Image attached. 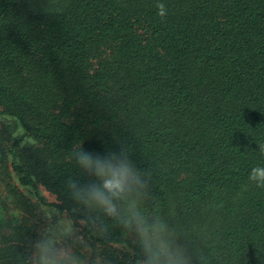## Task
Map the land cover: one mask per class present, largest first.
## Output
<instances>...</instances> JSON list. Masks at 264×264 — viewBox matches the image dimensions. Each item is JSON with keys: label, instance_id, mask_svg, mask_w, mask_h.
<instances>
[{"label": "trees", "instance_id": "1", "mask_svg": "<svg viewBox=\"0 0 264 264\" xmlns=\"http://www.w3.org/2000/svg\"><path fill=\"white\" fill-rule=\"evenodd\" d=\"M78 143L124 150L140 211L188 264H264L247 179L264 165V0H0V264H32L46 211L82 264H140L135 234L67 187L98 182Z\"/></svg>", "mask_w": 264, "mask_h": 264}, {"label": "clouds", "instance_id": "2", "mask_svg": "<svg viewBox=\"0 0 264 264\" xmlns=\"http://www.w3.org/2000/svg\"><path fill=\"white\" fill-rule=\"evenodd\" d=\"M157 8L159 15L165 14L162 3ZM259 150L264 155V144L259 146ZM76 162L98 182L81 186L68 178L67 187L76 200L102 211L135 234L142 253L140 264H188L187 258L169 238L159 217L149 218L140 211L136 189L143 188L145 183L123 149L101 155L78 143ZM247 179L256 187L264 188V165L250 169ZM62 224L60 231L45 229L42 235H38L33 246L32 264H82L72 248L63 243L73 232L72 223L65 220Z\"/></svg>", "mask_w": 264, "mask_h": 264}, {"label": "rangeland", "instance_id": "3", "mask_svg": "<svg viewBox=\"0 0 264 264\" xmlns=\"http://www.w3.org/2000/svg\"><path fill=\"white\" fill-rule=\"evenodd\" d=\"M43 195H44V197H45L47 200H50V199H51V196H50L48 193L43 192ZM46 213H47V215H50V216H51V218H52V220H53L54 222H52V220H51V218H50V220H49V223H50V224H48V225L45 227V229L56 230V231H60V230H62V228H63L62 221H65V219H61V218H59L56 214H53V215H52V213H50V212H48V211H46ZM56 216H57V217H56ZM55 220H56V221H55Z\"/></svg>", "mask_w": 264, "mask_h": 264}]
</instances>
